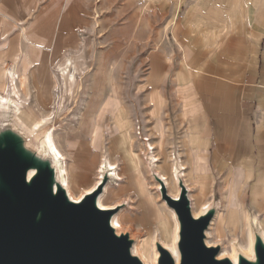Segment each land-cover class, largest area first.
I'll use <instances>...</instances> for the list:
<instances>
[{
  "label": "rangeland",
  "instance_id": "obj_1",
  "mask_svg": "<svg viewBox=\"0 0 264 264\" xmlns=\"http://www.w3.org/2000/svg\"><path fill=\"white\" fill-rule=\"evenodd\" d=\"M43 2H51V12H44ZM33 5L23 25H28L31 30L27 46L35 56H29V64L22 72L13 71L14 79L27 95L22 104L29 105L26 122L17 121L29 132L27 147L22 142L19 145L27 154L32 150H43L45 137L52 132L64 153L61 165L67 170L65 177L73 194L78 195L99 179L104 180L108 186L104 204L122 205L115 214L119 215L115 228L117 231L130 230L135 242L140 238L149 243V260L153 257L155 240L161 242L158 227L168 223L173 229L174 221L176 224L177 221L170 210L174 209L170 206L168 209L160 200L159 185L151 177L147 162L146 143L149 141L144 139L152 137L156 140L155 131L161 124L167 150L172 155H164L159 160L155 155L154 172L166 176L165 184L176 196L178 188L173 174L180 168V175L185 184L188 182L190 193L195 197L186 168L188 146L185 142L189 137V116L193 106L187 108L188 103H181L174 95L173 84L187 81L189 87L195 89L191 95L206 96L208 104L211 100L222 103L220 97L231 94V91H223L227 90L226 86L218 91L209 89L208 93L198 87L200 76L209 79L200 74V68L203 64L214 66L219 54L224 64L222 81L228 78L230 84L245 88L253 96L249 100L245 98L238 108L243 109L245 121L252 125L250 148L255 162L252 166L249 164V170L254 174L250 178L257 180L258 169L262 170L257 167L260 160L258 141L264 142V135L256 137L259 123L264 122V0H34ZM33 25L36 32L32 30ZM218 25H222L220 31ZM54 49L59 50L56 56L52 53ZM81 52L88 68L75 78L73 94L61 93L64 86L58 77L59 87L53 89L51 104L44 111L46 108H42L36 98L35 86L41 82L52 84L57 62L62 57ZM156 57L161 62L158 70L154 63ZM234 62L240 68L234 67ZM64 79L66 85L70 84L68 76ZM109 97L117 100L118 106L112 113H101ZM218 106L223 110L230 107ZM48 113H52L50 119L43 127L38 126L35 121ZM120 119L128 122L126 128H120L117 122ZM205 121L211 122L210 113L206 114ZM97 126L102 135L97 138L99 147L95 150L86 132L89 129L92 137ZM13 135L17 137L15 133ZM107 160L117 165L120 178L123 174L127 178L116 179L111 175L113 171ZM138 166L146 182L147 197L144 198L135 186L127 183L129 169L137 171ZM249 190L251 186L247 187L245 208L238 216L242 221L245 214L246 224H237L235 230L226 223L217 227L218 216L224 220L229 218L218 193L207 200L209 211L217 216L206 234L207 243L220 242L225 248L222 256H229L233 247L235 256V246L242 252L241 246L251 235L250 226L258 233L264 229V206L252 209ZM202 203H206L205 200ZM207 204L202 208L193 206L196 216ZM258 242L262 243L260 239Z\"/></svg>",
  "mask_w": 264,
  "mask_h": 264
},
{
  "label": "crops",
  "instance_id": "obj_2",
  "mask_svg": "<svg viewBox=\"0 0 264 264\" xmlns=\"http://www.w3.org/2000/svg\"><path fill=\"white\" fill-rule=\"evenodd\" d=\"M33 1L34 0H0V98L6 100V102L3 100L0 101V108H10L9 112L12 114L10 120L13 123L17 121L26 122L25 113H29V105L25 106V104H22L26 101V92L23 91V88L18 84L16 78L14 79L15 75L13 71L16 72L17 69L19 72H22L29 64V56H35L32 54L33 52H31L29 46H27L31 38V34H29L31 30L28 29V25H23L29 12L33 10ZM41 7L44 12H51V2H43ZM220 27H222V25L217 26L218 31H220ZM32 30L36 32V26L33 25ZM38 31L41 32V28H39ZM58 51L59 50L54 49L52 51L53 55H58ZM49 57L51 58V55ZM159 59V57L154 59L155 69L157 70L159 69L158 64L161 63ZM57 63V72L56 75H52V84L47 85L41 82L35 86V89H37L36 98L42 105V108H46L44 111L47 110L51 104L53 89L55 90L59 87V82L56 80L58 77H60L62 85L64 86L61 93L70 96L75 90V78L88 68V63L82 52L78 55H67L62 57ZM223 65V59L220 54L214 66L207 67V64H203V67L200 68V74L208 76L209 79L200 76V82L202 84H198V87L202 89L204 93L210 92L211 90L209 89L218 91L221 90L223 85L226 86L225 89L227 90L223 91H231V94L222 95L220 97L222 103H215L211 100L210 104H208L206 96L198 98L196 95H191V92H194L195 89L194 87L190 88V83L187 81L175 82L173 84V91L174 95L180 98L181 103L189 104L187 108L193 106V110L189 116V137H187L185 141L188 146L186 168L191 178L190 183L192 184V188L194 192H196L195 197L190 193L192 204L194 207H203L205 206L204 204L209 203L207 200H209L211 196L213 197L218 193L223 205L226 206V216L229 218L228 220H224L220 218L221 216H218L217 227L220 224L223 225V223H226L227 226H230L231 230H233L237 224L238 226L239 224H246L247 221V216H245V214L243 216L244 220L242 218V221H239L241 217L238 218L239 213L245 208L247 187L251 186V190H249V201L252 205V209H258L261 205L264 206V142L262 140L258 141L260 160L258 163L259 166L257 167H261L262 170L258 169V178L254 180V178H250L253 171L251 172L249 170V164L252 166L255 162V157L252 155L250 148V145H252L251 136L253 135L250 129L252 125L250 122L245 121L246 115L243 109L238 108L241 106L239 104H242L245 98L249 100L253 96L245 91V88L236 87L233 83L230 84L226 77L227 80L222 81L221 75H223ZM233 66L240 68L235 65V62ZM65 76H68L71 81L68 85H66ZM21 79H24V77ZM223 82L226 83L223 84ZM179 88L180 90H178ZM110 98L112 99V103L117 102V100L112 97L108 99L110 100ZM8 99L10 101H8ZM207 99L209 100L208 97ZM223 100H226V102H223ZM218 104L230 107L227 110H223L222 106L217 107ZM208 106L209 109H206V111L205 107ZM44 111L42 113H44ZM207 113L211 115L210 123H206L205 121ZM51 114L52 113H48L45 116ZM28 119L30 118L28 117ZM35 123H37V121H35ZM7 131H9L7 128L2 129L0 125V135ZM155 132L157 135L156 140H152L151 137V139L148 138V141L151 144L150 146L154 148H152L151 154H155L159 160L164 158V155L171 154V152L167 150L164 131L160 123ZM145 135L148 136L147 133ZM259 135H264L263 121L261 124L259 123L256 137ZM240 136H242V139ZM88 137L91 140L89 132ZM95 142L94 144L99 143ZM90 143L95 150L98 149L92 142ZM129 171L130 174L127 181L129 186H135L138 193L142 194L143 198L145 196L147 197V193L145 192L147 189L145 177L140 172V166H138L137 171L132 169H129ZM260 175H262V177H260L261 179H259ZM122 176L125 177L124 174ZM186 185L188 189H190L188 182ZM93 186L81 192V194L90 190ZM204 200L206 203H202ZM215 218L212 221L213 225Z\"/></svg>",
  "mask_w": 264,
  "mask_h": 264
},
{
  "label": "water",
  "instance_id": "obj_3",
  "mask_svg": "<svg viewBox=\"0 0 264 264\" xmlns=\"http://www.w3.org/2000/svg\"><path fill=\"white\" fill-rule=\"evenodd\" d=\"M19 142L10 131L0 135V264H141L129 251L127 235H116L110 226L111 210L95 206L98 191L79 203L68 202L62 190L51 193L46 167L27 182L31 161L15 148L33 157ZM182 189L177 200L162 191L180 222L178 264H231L216 258L219 247L203 242L212 213L193 217ZM157 248L158 264H175L168 250ZM256 252L257 264H264V245L258 241ZM240 264L254 263L241 259Z\"/></svg>",
  "mask_w": 264,
  "mask_h": 264
},
{
  "label": "bare ground",
  "instance_id": "obj_4",
  "mask_svg": "<svg viewBox=\"0 0 264 264\" xmlns=\"http://www.w3.org/2000/svg\"><path fill=\"white\" fill-rule=\"evenodd\" d=\"M2 100L6 102V100L4 98L3 99L0 98V101H2ZM8 101H10V100L8 99ZM104 105L105 106L103 107V112H101V113L108 112V111L112 113L113 109L118 106V103L117 102L112 103V99L110 98V100L107 99L106 104H104ZM9 109H0V112H1L0 113V122H1L0 125L2 126V129L7 128L10 132L15 133L16 136L19 138V140L22 142V144L27 147L26 138H27L29 132L22 129L20 127V123H17V122L13 123L10 120L12 114L9 112ZM100 117L101 116H99V119H100ZM49 119H50V115L45 116L44 118L37 121L36 124L40 127L41 126L43 127L44 123L46 121H48ZM117 122H118L121 129L126 128V124L128 123L127 121H124L123 119H120ZM88 131L90 133L89 129H88ZM88 131L86 132L87 135H88ZM100 135H102V133H101L100 128L97 126L93 130L92 137H91V142L97 148L99 147V144H94V142L98 140L97 138ZM128 140L131 141V138L128 137ZM145 140L148 141V138L144 139V141ZM146 145H147L146 153L149 154L148 161H147L148 167H149V172H150V175L153 178V180L156 183H158V185H159L157 191L159 193L160 200H162V202L166 205V207L168 209H170L165 198L162 196V191H165L168 196L177 200V199H179L181 191H183V189L181 190V188L184 187V188H186L185 196L189 202L190 212H191L192 216L198 217V216L206 214L209 211V207H210L209 204H207V207L205 209H203L197 216H196V212L193 211L194 205L192 204V200L190 198V189H188V187L186 186V184L183 180V177L180 175V173H181L180 168H177V173H175L173 171L174 172L173 179L175 181H177L175 184L177 185L178 193L175 196L174 193L171 194L170 193L171 191L169 192L168 187L165 184V183H167L166 176H164L163 173L158 175L157 173L154 172V166H156V164H153V163L156 161V156L153 153L151 154L153 147L150 146L151 145L150 143H146ZM3 146L4 145H2V147ZM44 146H43V150H32L31 151V155H32L34 160L32 158L26 157L25 155H23L22 153L19 152L18 148H15V150L18 152V155L20 157H24V158L28 159L29 161H31V165L28 166L27 170H26V181L27 182H30V180L39 172L40 169H43L44 167H46L50 170L49 187H50L51 193L54 195L59 190H62L64 195H65V198L68 202L79 203L83 200V198L87 194H90L91 192H94V191H98V194H96V196L94 198L95 206L101 210H111V215L109 216L110 226L112 227V229L116 235H120V234H126L127 235L128 239L131 242L130 246H129V251L132 255L136 256L140 260L141 264H158V258H159V254H160L159 250L157 248L158 245L169 251V253L171 254L175 264L179 263L180 252L178 249V240H179L180 222H179V219H178L174 210L170 209L174 213V216H175V219L177 221L178 226H177L176 222L174 221L173 229H171V226H170L171 224H168V223L163 224L162 226L158 227L160 230V233H161V242L158 239L155 240V244H153V247H152L154 249L153 250V257L151 258V260H149V250H148L149 243H147V242L144 243L140 238H138L135 242L134 237L131 236L130 230L124 229V230L117 231V229L115 228V226H114L116 223L115 220L119 216L118 214L117 215H115V214L119 212V206H122V205L116 204L115 206H112V205L104 204V199L106 198V194L108 192V186H107V184L104 183V180L102 181V179H99V182L96 183L93 186V188H91L90 190H88L82 194L81 193L78 195L73 194V192L69 188V180L66 179L67 176L65 177L67 170L65 167H63V165H61L62 160L65 159L64 153L60 150L59 146L57 145L56 140H55L52 132H49L46 135L45 140H44ZM136 158L140 159V157L137 156V154H136ZM145 159H147V158L145 157ZM107 164L110 167V170L113 171L111 173V175H114L116 177V179H121L119 176V173L116 171L117 165L112 163L109 160H107ZM0 185H1V183H0ZM170 186H172V185H170ZM215 214L212 215V217L209 220L207 227L203 231V234H204L203 242L205 243V245L219 247V249L216 253V258H219V259L227 258L231 264H240L241 259H245L249 262L257 264L258 263V257H257V252H256V243H257L258 239H260L262 244L264 245V232L263 231L261 233L254 232V231H252L251 226H250L251 235L248 236L245 244L241 246V250L244 254L239 250L238 246H235V250H236L235 256H234V249H233L234 247L231 249L232 252L229 254L230 257L228 255L222 256L224 254V250H225L224 246L221 247L220 242L217 244H212V243L208 244L209 242L207 241V235L209 233L208 230L211 227V224H212V221L215 217ZM249 225H250V222H249ZM152 240H153L152 242H154L153 238H152ZM154 245H155V248H154Z\"/></svg>",
  "mask_w": 264,
  "mask_h": 264
}]
</instances>
